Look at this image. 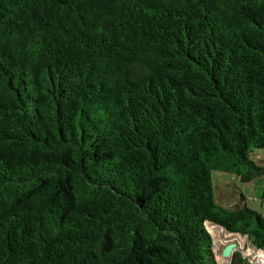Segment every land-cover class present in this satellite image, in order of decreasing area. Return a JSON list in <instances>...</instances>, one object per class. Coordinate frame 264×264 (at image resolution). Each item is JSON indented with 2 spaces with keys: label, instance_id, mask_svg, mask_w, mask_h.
<instances>
[{
  "label": "trees",
  "instance_id": "obj_1",
  "mask_svg": "<svg viewBox=\"0 0 264 264\" xmlns=\"http://www.w3.org/2000/svg\"><path fill=\"white\" fill-rule=\"evenodd\" d=\"M261 148L264 0H0V264H218L207 222L264 250L211 176Z\"/></svg>",
  "mask_w": 264,
  "mask_h": 264
},
{
  "label": "rangeland",
  "instance_id": "obj_2",
  "mask_svg": "<svg viewBox=\"0 0 264 264\" xmlns=\"http://www.w3.org/2000/svg\"><path fill=\"white\" fill-rule=\"evenodd\" d=\"M252 158L257 163L264 164V148L255 150ZM211 176L213 185H219L221 189L227 192V201H233L239 193H243L246 198V205L264 216V175H260L253 181L245 183L240 182L237 178L225 172L212 171ZM209 233L212 235L214 241L213 248L218 264H229V259L222 256V249L226 244L231 242L236 244L235 252H240L242 257L250 264H259V261L256 262L257 260L252 258L248 253L251 249H254V247L250 244V240L247 236H242L238 233H227L221 227H217V231L215 230L214 233L210 231ZM235 234L241 237L238 242L235 241L236 237L229 238L231 235L236 236Z\"/></svg>",
  "mask_w": 264,
  "mask_h": 264
},
{
  "label": "water",
  "instance_id": "obj_3",
  "mask_svg": "<svg viewBox=\"0 0 264 264\" xmlns=\"http://www.w3.org/2000/svg\"><path fill=\"white\" fill-rule=\"evenodd\" d=\"M207 223L212 224V225L217 226V227H220L219 225L212 223V222H207ZM207 223H206V226H207ZM213 244H214V241H213ZM235 247H236V244L234 242L226 244L222 249V256L227 257L231 262L232 255L236 249ZM230 262H229V264H230Z\"/></svg>",
  "mask_w": 264,
  "mask_h": 264
},
{
  "label": "built area",
  "instance_id": "obj_4",
  "mask_svg": "<svg viewBox=\"0 0 264 264\" xmlns=\"http://www.w3.org/2000/svg\"><path fill=\"white\" fill-rule=\"evenodd\" d=\"M248 253L250 256H252V258H255L257 260L256 262L259 261V264H264V250L254 247V249H251Z\"/></svg>",
  "mask_w": 264,
  "mask_h": 264
},
{
  "label": "bare ground",
  "instance_id": "obj_5",
  "mask_svg": "<svg viewBox=\"0 0 264 264\" xmlns=\"http://www.w3.org/2000/svg\"><path fill=\"white\" fill-rule=\"evenodd\" d=\"M210 225H212V224H210ZM212 226H214V225H212ZM215 230L217 231V227H216V226H214V227H210V228H209V231L212 232V233H214ZM235 235H236V234H235ZM213 236H214V235H213ZM223 237H224V236H223ZM227 237H228V235H227ZM231 237H232V238L236 237V240H235L236 242H238L239 239L241 238V237H239L238 235H236V236H232V235L229 236V238H231ZM221 238H222V237H221ZM222 239H223V238H222ZM215 240H216V239H215ZM229 262H230V260H229Z\"/></svg>",
  "mask_w": 264,
  "mask_h": 264
}]
</instances>
